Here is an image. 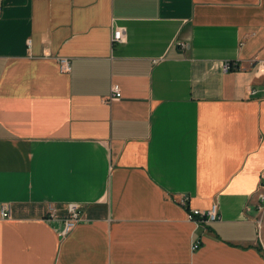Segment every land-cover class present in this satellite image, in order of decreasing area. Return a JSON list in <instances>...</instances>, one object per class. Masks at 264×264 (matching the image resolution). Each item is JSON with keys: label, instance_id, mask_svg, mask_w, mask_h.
Returning <instances> with one entry per match:
<instances>
[{"label": "crops", "instance_id": "1", "mask_svg": "<svg viewBox=\"0 0 264 264\" xmlns=\"http://www.w3.org/2000/svg\"><path fill=\"white\" fill-rule=\"evenodd\" d=\"M0 7V264H264V0Z\"/></svg>", "mask_w": 264, "mask_h": 264}, {"label": "built area", "instance_id": "2", "mask_svg": "<svg viewBox=\"0 0 264 264\" xmlns=\"http://www.w3.org/2000/svg\"><path fill=\"white\" fill-rule=\"evenodd\" d=\"M0 13H1V7H0ZM126 39L125 37V29L124 28H117L112 37L113 43L116 42H124ZM186 46V45H184ZM59 62L61 65V68L63 71H70L71 70V61L68 58L61 57L59 58ZM232 66V63L230 61L223 64L224 70H229ZM112 93L113 95H116L117 97H121L122 93L120 91V87L118 84L113 85L112 87ZM261 192L259 193V211H260V217L258 218V224L261 226V224L264 222V175H262L261 178ZM184 206H186L189 202V197L185 196L183 200L181 201ZM56 209L54 207H50V211L48 214L49 220H56L61 221L63 224L62 229L59 231L60 235L62 237L66 236L71 230H73L78 223H80L83 218V209L82 207L77 203H72L68 206V214L64 218L58 217L56 214ZM2 215L3 217H9L10 216V207L4 206L2 208ZM188 218L191 220L197 219V222L199 224L215 221L220 218L219 213V207L217 204H214L211 209L208 210H200V209H189L188 210ZM200 241H198L194 246L193 249H197L200 247Z\"/></svg>", "mask_w": 264, "mask_h": 264}]
</instances>
